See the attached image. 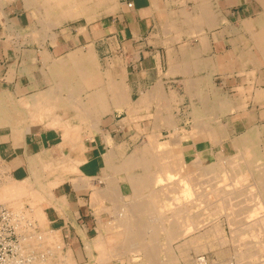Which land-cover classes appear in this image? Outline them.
Segmentation results:
<instances>
[{"label": "crops", "instance_id": "crops-1", "mask_svg": "<svg viewBox=\"0 0 264 264\" xmlns=\"http://www.w3.org/2000/svg\"><path fill=\"white\" fill-rule=\"evenodd\" d=\"M114 3L116 7L113 12L99 17L98 20L82 24L72 20H69L71 23L63 22L55 26L59 27L55 37L42 40L36 36V29L40 26L37 17L33 14V8L27 7L25 0H0V93L9 92L15 99H20L44 91L45 96L47 94L48 97H53L51 99L47 97L50 101L47 100L49 102L46 101L45 106L65 107L67 131L70 127V138H68L64 137L63 128H49L42 124L27 127L25 122L16 124L0 121V162L10 166V174L15 179L22 180L28 177L31 157L37 154L44 157L49 154L69 156L71 153L78 157L81 155L86 157L87 161L80 165V169L84 174L91 176L93 190L86 186L78 188L71 181L63 182L53 189L55 205L48 210L50 225L61 229L64 235L69 237L75 235L80 238L81 232L86 234L89 230L96 231L102 215L106 212L95 211L98 207L91 198L94 188L108 187V183H102L100 179L107 170L104 155L109 149L119 147H122L121 152L124 153L126 141L120 144L116 141L121 140L120 137L132 138L127 134V127L138 116L142 117L152 111L160 110L156 116L158 121L154 122L156 126L163 121L162 111H165L166 106L168 107L167 110L172 112L179 132L174 140L176 132L173 137L170 130L162 127L161 132L158 130L160 140L169 137L167 140L172 149L182 151L186 173L192 174L202 170L203 165L196 164L198 158H201L204 164L217 163L220 171L236 177L239 175L238 171H242L241 168L247 169L243 152L254 160L256 156L257 164L264 167V0H116ZM129 3H133V6L130 7ZM100 10L101 8L97 11ZM48 54L51 56L49 57ZM94 77H97L100 83L94 80ZM90 81L93 84H90ZM87 82L92 86L85 84ZM102 90L108 91L107 98L104 97L103 102L102 98L101 101L98 99L99 95L103 97ZM97 92L99 95L96 96ZM60 93L64 99L60 100L61 97H58ZM91 95L96 98H90ZM70 96L73 102H70ZM75 97L76 99L73 100ZM126 101L129 103L126 104ZM211 102H214L213 105ZM71 103H75L74 107H71ZM75 105L77 108L79 105L82 111H76ZM105 108L109 111L102 113L101 110ZM76 114H80V117L85 116L78 118ZM99 116L101 117L98 120ZM203 123L209 126L204 128ZM75 124H77L74 126L77 127V133L84 139L86 150L78 144L73 148L70 142H67L75 136L76 129L73 127ZM198 125L203 128L198 129ZM205 129L208 132L211 130L216 132L217 134L214 135H217V140H213L215 138L212 136L213 133L208 135V139ZM164 130L170 135L165 136ZM21 131L22 136L19 133ZM104 134L111 136L112 145L107 144ZM233 144L237 145L236 148ZM253 152L256 155H253ZM128 155L130 154H126ZM195 159L197 160L193 162ZM229 170L231 175L228 173ZM257 179L253 177L250 181L227 189L231 194L237 191L249 193L251 190L252 196L256 197L244 207H239L240 203H238V207L220 214H225L228 220L246 214L250 209L255 210L254 208L259 214L264 206L262 205L264 191L259 188L257 183L260 181ZM169 181L177 184L178 177ZM206 186L211 185L205 182L203 187H199L200 190L195 187L196 190L193 187H181L182 189L179 187L176 192L178 205L183 204L185 210L193 213L195 221L200 223L203 221L202 211L206 215L202 226L191 235L203 232L215 224V221H210L209 212L218 210V207L211 203L220 194L212 193L211 190L210 194L206 191V195L195 196L202 193V189ZM245 186L248 190H245ZM127 187L126 184L120 185L124 190ZM195 191L197 192L194 194ZM126 192L125 190L124 196ZM180 194L185 196L182 197ZM111 197L114 198L105 197L104 205L114 204L115 200L110 202ZM173 210H176L174 220L176 223L174 228H176L179 226L176 217L180 211L178 208ZM232 221L230 224L235 228ZM188 237L190 236L187 234L182 239L186 240ZM78 238L76 239L80 242L83 241ZM233 242L240 244V248L235 249V258L238 262L242 252L245 253V243Z\"/></svg>", "mask_w": 264, "mask_h": 264}, {"label": "bare ground", "instance_id": "bare-ground-1", "mask_svg": "<svg viewBox=\"0 0 264 264\" xmlns=\"http://www.w3.org/2000/svg\"><path fill=\"white\" fill-rule=\"evenodd\" d=\"M57 0H26V2L28 3L29 6H33L35 8L36 11H38L39 13H41L42 15V19H40V17L38 18V20H42L43 23V27H44V33L48 34L53 32V27L58 26L60 24H62L65 21H69V20H75L81 17H86L88 19V21H92L94 18L98 17V12L97 10L100 8L104 7V11L106 13H111L113 12L114 8L116 7L115 3L116 0H104L105 3H103L101 0H60L59 2L61 5L58 9H56V7H54L52 4V2H55ZM57 2V3H59ZM56 4V3H55ZM98 7V8H97ZM102 10V9H101ZM116 10V9H115ZM103 12V11H102ZM100 13V12H99ZM102 14V13H101ZM45 17V18H44ZM11 20V19H10ZM98 20V19H97ZM41 24V22L39 23ZM169 24V23H168ZM42 25V24H41ZM42 27V26H41ZM34 28V27H33ZM16 29V28H15ZM54 33V32H53ZM33 34V33H32ZM58 34V33H57ZM56 34V35H57ZM19 35V34H17ZM35 35V34H34ZM38 35V34H37ZM36 35V36H37ZM40 35V34H39ZM44 35V34H43ZM52 35V34H51ZM55 35V34H53ZM22 36V35H21ZM42 36V35H41ZM12 37V36H11ZM46 36H44L45 38ZM54 37V36H53ZM50 38V37H49ZM39 41V39H38ZM54 41V40H52ZM51 41V43H53ZM6 43V42H5ZM8 44V43H7ZM40 44V43H39ZM9 45V44H8ZM47 50V49H46ZM48 51V50H47ZM46 53V51H45ZM48 56L50 57L51 55L48 54ZM94 56V54H93ZM47 57V56H46ZM71 57V56H70ZM91 58V57H90ZM45 62V61H44ZM66 62V61H65ZM74 62V61H73ZM97 62V61H94ZM90 64V62H88ZM61 64V63H60ZM77 65V64H76ZM91 65V64H90ZM95 65V64H93ZM58 66V65H57ZM185 66V65H184ZM92 67V66H91ZM97 67H99V65L97 64ZM60 68V67H59ZM63 68V67H62ZM82 68V67H80ZM88 69V68H86ZM179 69V68H178ZM83 70V69H81ZM80 70V71H81ZM44 71V70H43ZM90 70H88L89 72ZM171 71V70H170ZM93 72V71H92ZM176 72V71H175ZM45 73V72H44ZM91 73V72H89ZM181 73V72H180ZM86 74V72H85ZM84 74V75H85ZM88 74V73H87ZM93 74V73H92ZM167 75V74H166ZM94 76V75H93ZM105 76V75H103ZM81 77L83 78V75H81ZM80 77V78H81ZM88 77V76H86ZM63 78V77H62ZM85 78V77H84ZM97 77H94V80ZM103 79V77H101ZM93 79V78H92ZM63 80V79H62ZM99 80V79H98ZM96 79V81H98ZM71 81V80H70ZM86 78H85V82H86ZM158 81V80H157ZM61 82V81H60ZM64 82V81H63ZM91 82V81H90ZM95 82V81H94ZM99 82V81H98ZM112 82V81H111ZM163 82V81H162ZM62 83V82H61ZM66 83V82H65ZM100 83V82H99ZM110 83V81H109ZM59 84V83H58ZM84 84V83H83ZM85 84H88L85 83ZM90 84H93L92 82ZM97 84V83H96ZM95 85V84H94ZM105 85V84H104ZM108 85V84H107ZM114 85V84H113ZM162 85V84H161ZM160 85V86H161ZM188 85V84H187ZM62 86V85H61ZM87 86V85H86ZM85 86V87H86ZM89 86V84H88ZM92 86V85H90ZM89 86V87H90ZM121 86V85H120ZM54 87V86H52ZM99 87V86H98ZM107 87V86H106ZM101 88V87H100ZM116 88V87H115ZM54 89V88H53ZM62 89V88H61ZM113 89V88H112ZM119 89V88H118ZM89 90V89H88ZM100 89L98 88V91ZM149 90V89H148ZM56 91V90H54ZM53 91V92H54ZM59 91V90H58ZM61 91V90H60ZM65 91V90H64ZM69 91V90H68ZM74 91V90H73ZM76 91V90H75ZM80 91V90H79ZM82 91V90H81ZM118 91V90H117ZM125 91V90H124ZM51 92V93H53ZM62 92V91H61ZM71 92V91H70ZM69 92V93H70ZM93 92V91H92ZM100 92V91H99ZM107 90L106 92L102 90L101 96L100 97L99 93L96 94L99 95V101H101L102 98V102L104 97H106L107 94ZM119 92V91H118ZM59 93V92H58ZM96 93V92H95ZM112 93V92H111ZM127 93V92H126ZM149 93V92H148ZM154 93V92H153ZM160 93V92H159ZM158 93V94H159ZM36 94V93H35ZM49 94V93H48ZM66 94V93H65ZM92 94V93H91ZM129 94V93H128ZM201 94V93H200ZM57 95V94H56ZM54 95V96H56ZM59 95V94H58ZM57 95V96H58ZM79 95V94H78ZM88 95V94H87ZM113 95V93H112ZM122 95V94H121ZM124 95V94H123ZM162 95V94H161ZM174 95V94H173ZM89 96V95H88ZM96 96L94 97L93 95L90 96L96 98ZM109 96V95H108ZM155 96V95H153ZM175 96V95H174ZM202 96V95H201ZM48 95L46 94L45 96V92H39L37 95L34 96H24L21 97V99H15L14 96H12L11 93L6 92V93H0V121L3 122H11V123H18V122H25L27 127L28 126H32L33 124H42L44 127L48 126L50 127H59V128H63L64 130H62L63 132H65L66 134L64 135V137H68L70 138V127H68V131H67V115H66V109H64L61 106H53V107H46L45 103L47 100ZM61 99H64V97L62 98V95L60 93V96H58ZM66 97L67 94H66ZM71 97V96H70ZM69 97V98H70ZM74 97V95H73ZM85 97V96H84ZM111 97V96H109ZM115 97V96H114ZM118 97V96H117ZM121 97V96H120ZM165 97V96H164ZM198 97V96H197ZM48 98H53V97H48ZM55 98V97H54ZM78 98V97H77ZM80 98V97H79ZM78 98V99H79ZM130 98V97H129ZM128 98V99H129ZM163 98V97H162ZM46 99V100H45ZM72 99V97L70 98V100ZM76 99L73 98V100ZM125 99V98H124ZM165 99V98H164ZM208 99V97H207ZM53 100V99H52ZM57 100L59 101V99L57 98ZM68 100V99H67ZM93 100V98H92ZM90 99V101H92ZM108 100V99H107ZM166 100V99H165ZM168 100V97H167ZM166 100V101H167ZM50 101V100H49ZM47 101V102H49ZM56 101V100H55ZM54 101V102H55ZM56 101V102H58ZM81 101V100H80ZM95 101V100H94ZM96 100V102H99ZM105 101V99H104ZM113 101V100H112ZM116 101V100H114ZM113 101V102H114ZM120 101V100H119ZM118 101V102H119ZM122 101V100H121ZM172 101V100H171ZM205 101V100H204ZM53 102V101H52ZM51 102V103H52ZM55 102V103H56ZM70 102H73L72 100ZM75 102V101H74ZM88 102V101H87ZM93 102V101H92ZM112 102V104H113ZM91 103V102H90ZM100 103V102H99ZM116 103V102H115ZM125 103V102H123ZM123 103L121 105H123ZM129 102L126 101V104H128ZM205 103V102H204ZM212 103V102H211ZM214 103V102H213ZM212 103V105H213ZM54 104V103H53ZM62 104V103H61ZM72 104V103H71ZM75 104V103H73ZM71 105V107L74 105ZM93 104V103H92ZM118 104V103H116ZM166 104V103H165ZM168 104V101H167ZM208 104V102H207ZM48 105V104H47ZM67 104H65V106L67 107ZM77 105V104H76ZM75 105V108H77ZM88 105V104H87ZM91 105V104H90ZM141 105V104H140ZM170 105V103H169ZM52 106V104H51ZM84 106V105H83ZM95 106V105H94ZM98 106V105H97ZM113 106V105H112ZM166 106V105H164ZM207 107V105H205ZM62 107V108H61ZM91 107H93L91 105ZM116 107V106H115ZM132 107V106H131ZM163 107V106H162ZM167 107V106H166ZM213 107V106H212ZM79 107L76 109V111H82V109ZM119 108V106H118ZM142 108V107H141ZM149 108V107H148ZM215 108V107H213ZM229 109V107H227ZM70 109V107H69ZM68 109V110H69ZM96 109V107H95ZM120 109V108H119ZM165 109V108H164ZM168 109V107H167ZM210 109V108H209ZM219 109V108H218ZM71 110V109H70ZM93 110V108H92ZM204 110H206L204 108ZM220 110V109H219ZM223 109H221L222 112ZM73 111V110H71ZM70 111V112H71ZM75 111V109H74ZM158 111V110H157ZM160 111V110H159ZM158 111V112H159ZM168 111V110H167ZM162 111L165 114H162V122H159L158 124H156V126L154 125L156 123V121H158V117L155 118V120L153 121L152 127L154 128V131L152 134H149V140L150 142H147V146L151 149L152 152L149 153H153L152 157L154 156V163L158 166H160V169H154L151 166H149L146 169L145 173H141V172H136L134 171L131 166L132 165H136L139 164V162H134L132 159H124L123 156L124 154L118 152V150L116 148H112L111 150L109 149L107 151V153L104 155V157H106L105 161H107V170H105V174L103 173V179L108 181V187L105 189H99V188H94V192L92 194V202L94 203V205L96 207H98L97 209H95V211H102V209L105 210H109V212H114L111 214H116V216L114 217L116 222H112L111 221H106L108 223H104L103 221H99V227L101 228L100 234H98L99 236L97 238H93L92 241L87 242L88 244V251L92 252L95 248L98 250V253L100 254V256H98L97 259H99V264H107L109 259H111L112 257H116L118 259H121L122 262H124L125 260H127V263L129 262H133L136 260V256L133 257L132 253H138L136 254L137 257L141 256L139 253H141L144 257V259H142L139 264H174V263H178L181 259V257L183 258H187L188 255L191 253L189 252L191 249H194V251L199 252L201 250H203L204 248H206V244L208 243V239L211 238L214 234L216 238V234L219 236V234H221V225L219 223L213 224V226H211L209 229L203 231V232H196L194 233L192 236L188 237L186 240H183L182 242V246L177 245V247L175 246V243L177 242L178 238H182L184 237V235H191L195 230L198 229V227H201L202 224L204 223V218L206 217V215H203V221L197 222L195 221V217L193 215V213H191L188 210L184 209V205H178L177 200H176V192L179 189V187H190L193 189L201 187L198 186L199 184H205V182H209L211 186H206L205 188H207V190L205 188H203V192L199 193L198 195L196 194L195 196H203L206 195V193L208 192L209 194L211 193H218L220 194L218 196V198H216L214 201H212V205L218 207V210L215 211H211L209 212V215L212 214L215 215H219L220 213H224L227 210L233 209L238 207V203H240L239 207L242 206L244 207V205L242 204H247L250 202H252L253 200H247V199H252V198H245L246 195L251 197L252 192L250 190V192L245 193L244 191L247 189L248 190V184L247 186H245V190L243 191L244 193L238 192L237 193H229L228 190L229 188L236 186V184H242L243 182H247L250 181L253 177H257V181L259 180L260 183L259 184V188L262 189V191H264V167L260 166L257 164V159L255 156V160L249 156H247V153H244V157H245V163L247 164V169L241 168L242 171H238L237 175L236 173V177L234 176H229L226 173H223L222 171H220L218 169L219 166H217V163H210V164H204L203 161L201 160V158H198V161H196L197 159H195L193 162L196 161V164H202V170H200L197 173H186V167H184L183 165V154L182 151H176L173 150L171 147V144H169V140H160V129L162 127H165L166 129L170 130L171 135L174 137V132H176V137H174V140H176L177 135H178V129L176 128V121L173 118L172 112L168 111V112ZM216 111V109H215ZM69 112V113H70ZM89 112V111H88ZM91 112V111H90ZM96 112V110L94 111ZM92 112V113H94ZM100 112V111H99ZM98 112V113H99ZM214 112V111H213ZM74 113V112H71ZM77 113V112H76ZM81 114V112H78ZM134 113V111H133ZM137 113V112H136ZM155 113V112H154ZM197 113V111H196ZM207 113V112H205ZM224 113V110L223 112ZM80 114L77 115L76 117H80ZM85 114V113H84ZM156 114V113H155ZM195 114V113H194ZM216 114V113H215ZM75 115V114H74ZM100 115V114H99ZM136 115V114H135ZM208 115V113H207ZM206 115V116H207ZM210 115V114H209ZM208 115V116H209ZM85 116V115H84ZM81 116V117H84ZM90 116V115H89ZM88 116V117H89ZM138 116V115H137ZM156 116V115H155ZM160 116V115H159ZM195 116V115H193ZM197 116V115H196ZM207 116V117H208ZM73 117V116H72ZM80 117V118H81ZM87 117V116H86ZM85 117V120L87 119ZM91 117V116H90ZM89 117V118H90ZM93 117V114H92ZM98 117V116H97ZM101 116H99L98 120L100 119ZM130 117V116H129ZM212 117V116H211ZM221 117V116H219ZM94 118V117H93ZM130 118H135V117H130ZM195 118V117H194ZM203 118V117H202ZM71 119V117H70ZM74 119V118H73ZM92 119V118H91ZM95 119V118H94ZM157 119V120H156ZM134 120V119H132ZM200 120V119H199ZM213 120V119H212ZM78 121V120H77ZM80 121V120H79ZM82 121V120H81ZM80 121V122H81ZM160 121V120H159ZM197 121V120H196ZM202 121V120H201ZM211 121V120H210ZM94 122V121H93ZM97 122V121H96ZM155 122V123H154ZM206 122V121H203ZM208 122V120H207ZM209 123V122H208ZM217 123V122H216ZM85 124V123H84ZM97 124H99L97 122ZM199 124V123H198ZM201 124V123H200ZM80 125V124H79ZM92 125V124H91ZM154 125V126H153ZM195 125V124H194ZM204 125L206 128L207 126H209V124H202ZM77 126V124L73 125ZM213 126V125H212ZM221 125H219L220 127ZM21 127V126H19ZM178 127V126H177ZM199 127V125H198ZM24 128V127H21ZM75 129L77 127H74ZM73 128V129H74ZM81 127H78V129ZM89 128V127H88ZM196 128V127H195ZM203 128L201 125L198 129ZM213 128V127H212ZM217 128V127H216ZM96 129V127L94 128ZM98 129V128H97ZM177 129V130H176ZM180 129V128H179ZM196 128V130H198ZM209 129V128H208ZM214 129V128H213ZM23 130V129H20ZM29 131V129H27ZM72 130V128H71ZM100 130V129H99ZM159 130V131H158ZM184 130V129H183ZM207 130V129H205ZM204 130V131H205ZM258 130V129H257ZM26 132V130H24ZM81 131V130H80ZM91 131V129H90ZM185 131V130H184ZM216 131V130H214ZM14 132V131H13ZM161 132V131H160ZM258 132V131H257ZM18 133V132H17ZM22 136V131L19 132ZM94 133V132H93ZM163 133V132H162ZM185 133V132H184ZM205 133V132H204ZM207 135L206 137L208 138V135L215 136L214 134L216 132H208L207 130ZM223 133V132H222ZM92 134V133H91ZM217 134V133H216ZM74 137L72 136V138L70 140H67L68 138H65L67 140V142L69 141L71 146H73V148L75 146L80 145L82 148H84L86 150V146L84 144V139L81 137V134L77 133V129L74 132ZM105 135V134H104ZM162 135V134H161ZM170 135V134H169ZM260 135V134H259ZM25 136V135H24ZM63 136V135H62ZM79 138H78V137ZM163 136V135H162ZM161 136V137H162ZM180 136V135H179ZM185 136V135H184ZM205 136V135H204ZM203 136V137H204ZM217 136V135H216ZM213 138V140H217L216 137ZM110 135H105V139L107 141L108 145H112L113 140L110 138ZM165 137V136H164ZM205 138V137H204ZM211 138V139H212ZM64 139V140H65ZM79 139V140H78ZM163 139V138H162ZM172 141V137L170 138ZM180 139V138H179ZM206 139V138H205ZM209 139V138H208ZM219 139V138H218ZM243 139V138H242ZM249 139V138H248ZM260 139V138H259ZM1 140V139H0ZM178 140V139H177ZM240 140V139H239ZM253 140V139H252ZM255 140V139H254ZM179 141V140H178ZM221 141V140H220ZM244 140H242L243 142ZM249 141V140H248ZM174 142V141H173ZM213 142V141H211ZM238 142V141H237ZM217 143V142H216ZM219 143V142H218ZM244 143V142H243ZM258 143V142H256ZM16 144V143H15ZM178 144V143H177ZM221 144V143H220ZM242 144V143H241ZM247 145V143H245ZM175 145V144H174ZM225 145V144H224ZM244 145V146H246ZM15 146V145H14ZM17 146V145H16ZM35 146V144H34ZM234 146V144H233ZM236 144H235V148H236ZM248 146V145H247ZM255 146V145H254ZM252 146V147H254ZM115 147V146H113ZM30 148V147H29ZM238 148V147H237ZM34 149V148H33ZM32 149V150H33ZM47 149V148H46ZM83 149V150H84ZM242 149V147H241ZM261 149V148H260ZM40 150V149H39ZM245 150V149H244ZM252 150V149H251ZM29 151V150H28ZM38 151V150H37ZM76 151V150H75ZM212 151V150H211ZM248 151V150H247ZM253 151V150H252ZM255 152V151H254ZM253 155H256L254 154ZM29 153V152H28ZM32 153V151H31ZM41 153V152H39ZM76 153V152H75ZM78 153V152H77ZM262 152H260L261 155ZM252 154V153H251ZM249 154V155H251ZM252 155V156H253ZM40 154H37L33 157H31L30 159V164H31V169L33 170L34 175H38L37 173V166L39 164H42L43 167H47V169H51L53 168V164L51 166L50 162H46L45 159H43ZM71 156V157H70ZM200 159V160H199ZM241 159V158H240ZM247 159V160H246ZM185 160V159H184ZM235 160V159H234ZM87 161L86 157L84 158L83 155H81V157H78L76 155H70L67 158V161L63 164L62 166L56 169H53L52 173V182L53 184H57V182H60L65 178H74L76 180H80L79 183L76 181L74 184L76 187L78 188H83L84 186H86V188H93V185L91 183V176H88L86 174H84L81 169H80V165L83 164V162ZM152 161V162H153ZM224 161V160H223ZM232 161V160H231ZM230 161V163H231ZM243 161V160H242ZM186 162V161H185ZM184 162V163H185ZM151 163V162H150ZM187 163V162H186ZM236 163V162H235ZM239 163V162H238ZM23 164V163H22ZM152 164V163H151ZM191 163H189L190 165ZM194 164V163H193ZM197 164V165H198ZM237 164V163H236ZM36 165V166H35ZM243 165V164H242ZM258 165V166H256ZM59 166V165H58ZM105 166V168H106ZM187 166V165H186ZM234 166V163H233ZM244 166V165H243ZM42 168V166H40ZM56 167V166H55ZM192 167V166H191ZM237 167V166H235ZM246 167V166H245ZM222 168V167H221ZM1 169V168H0ZM43 170V169H42ZM52 170V169H51ZM50 170V171H51ZM56 170V171H55ZM239 170V169H238ZM47 171V170H46ZM220 171V173H219ZM226 171V170H225ZM230 173V170L229 172ZM124 174V176L121 177V175ZM18 175V174H17ZM33 175V176H34ZM44 175V174H43ZM231 175V173H230ZM1 176V175H0ZM37 177V176H36ZM178 177V181L177 184L175 183H167L168 179H173ZM4 178V177H3ZM12 178V177H11ZM10 178V179H11ZM39 178V177H38ZM50 178V177H49ZM125 179L128 182H130L131 184V189L133 192V196L130 197V199L128 201L124 200V189L120 188L119 185V181L121 179ZM15 181L19 182L18 179L13 178ZM26 180L28 179L25 178ZM24 179V180H25ZM102 179V178H101ZM38 180V179H37ZM36 181L40 182V181ZM40 180V178H39ZM73 180V179H72ZM256 180V179H255ZM10 181V180H9ZM23 181V180H22ZM238 181V182H237ZM2 182V181H1ZM7 182V181H6ZM16 182V183H17ZM25 182V181H24ZM50 182V181H49ZM61 182V183H62ZM4 183V181H3ZM2 183V184H3ZM162 184L161 187L158 186V184ZM255 183V181H254ZM253 182H249V184H254ZM19 184V183H18ZM51 184V183H49ZM11 189H10V194L12 197L11 200L8 199V201L6 200L5 204L7 205V207H9L16 216H18L19 220H20V232L22 234V239H21V245H20V249L21 252L23 253H28L30 251V253L32 254V251L35 252V250L33 249L34 246H38L39 248H44L45 247V243L46 241L48 242L49 240L52 242H56L60 239V235L58 232H51V230L53 229H48V222L46 221L45 225L42 223L41 226H43V232L40 234L41 237H39L38 239L41 241L40 243L35 242L34 235L35 230L33 232V234H31L30 232L31 229L30 228H25V226L30 227L28 224H30V222L27 224L26 219L28 217V219H30L32 216H36L37 217V213L36 212H31L29 210H25L26 214H19V212H22L24 207L17 205V202H15L16 200H14L13 195H14V187H12V184H10ZM25 185V183H24ZM28 185V184H26ZM25 185V186H26ZM38 188L41 186L44 187V183L43 185L40 183L38 184ZM222 185L224 187H222ZM256 185V183H255ZM2 186V185H1ZM8 186V185H7ZM54 186V185H52ZM56 186V185H55ZM96 186V185H95ZM129 186V184H128ZM197 186V187H196ZM251 186V185H249ZM18 187V186H17ZM48 187V186H46ZM98 187V186H97ZM195 187V188H194ZM243 187V185H242ZM253 187V186H252ZM3 188V187H2ZM28 188V186L26 187V189ZM250 188V187H249ZM40 189V188H39ZM38 190L34 189V192H32L31 189H27V194H32L34 196H36L37 194L42 196V188L39 192ZM49 189L51 190V188L49 187ZM182 189V188H181ZM186 189V188H185ZM228 189V190H227ZM239 189V188H238ZM236 189V190H238ZM242 189V188H241ZM244 189V187H243ZM19 190V189H18ZM31 190V191H30ZM45 190V189H44ZM49 190V191H50ZM93 190V189H92ZM187 190V189H186ZM196 190V189H195ZM200 190V189H199ZM233 190V189H231ZM240 190V189H239ZM53 191V190H52ZM182 191V190H181ZM184 191V190H183ZM194 191V190H193ZM207 191V192H206ZM241 191V190H240ZM256 191V190H255ZM16 192H18L16 190ZM21 192V190H20ZM187 192V191H186ZM197 191L194 192V194ZM220 192V193H219ZM254 192V191H253ZM25 193V192H24ZM52 193V192H51ZM255 193V192H254ZM26 194V193H25ZM182 194V193H181ZM180 194V196H182ZM188 194V193H187ZM208 194V195H209ZM5 195V194H3ZM0 193V202H3L2 200V196ZM53 195V194H52ZM166 195H172L174 196L173 198L169 199L167 198L166 200V206H167V210L169 209H174V208H178L180 211V214L178 215V217H176L178 220V224L179 226L172 229V227L166 226V218L164 216V214L162 213V211L156 207V205L153 203V199L157 198L158 196H166ZM193 195V194H192ZM26 196V195H25ZM54 196V195H53ZM109 196H113L114 198L112 199V197L110 198L112 202V200L114 201V205H111L114 210H112V207L106 206L104 205V200L105 197H109ZM179 196V195H178ZM185 196V195H184ZM182 196V197H184ZM194 196V195H193ZM194 196V197H195ZM237 196H242L241 200L236 199ZM254 196V195H253ZM7 197V196H6ZM116 197V198H115ZM19 198V197H18ZM61 198V197H60ZM199 198V197H198ZM23 199V198H22ZM45 199V198H43ZM42 199V200H43ZM53 199V198H52ZM193 199V198H192ZM210 199V198H209ZM213 199V198H212ZM245 199V200H244ZM18 200V199H17ZM32 200V199H31ZM211 201V199H210ZM19 202V200H18ZM25 203V202H24ZM120 203V204H118ZM19 204V203H18ZM44 204V203H43ZM42 204V205H43ZM50 205V203H49ZM63 205V204H62ZM61 205V206H62ZM93 205V206H94ZM120 205V208L118 207ZM232 205V206H231ZM48 206V205H47ZM256 206V205H255ZM65 206H63L64 208ZM241 207V208H242ZM43 208V207H42ZM42 208L39 210L42 213ZM248 208V207H246ZM251 208V207H250ZM110 209L112 211H110ZM240 209V208H237ZM236 209V211H237ZM255 210H257L256 208H254ZM204 210V209H203ZM245 210V209H244ZM255 210H248L246 211V214H240L238 217L236 215V217H232L231 220L234 221V225L235 228L238 227L235 232L234 235L236 237V240H233L235 242H240V243H245V253L242 252V255L240 256V260L237 262V264H256L253 260L256 254L262 255L264 253V216H257V212ZM44 211V209H43ZM233 211V210H232ZM240 212V210H238ZM228 212V211H227ZM18 213V214H17ZM23 213V212H22ZM100 213V212H99ZM202 213H204V211H202ZM234 213V212H233ZM238 213V212H236ZM239 214V213H238ZM260 214V212H259ZM110 215V214H109ZM113 215V216H114ZM232 215V214H231ZM27 216V217H26ZM211 216V215H210ZM107 217V216H106ZM216 217V216H214ZM99 218V217H98ZM109 218V217H108ZM34 219V218H33ZM35 220V219H34ZM37 220V219H36ZM32 222H34L33 220H31ZM220 221V220H219ZM232 221V223H233ZM33 226H35L33 224ZM104 226V228L106 227L107 230H105L104 228H102ZM23 227V229H22ZM99 227H97L98 229H100ZM223 227V226H222ZM41 228V227H40ZM224 229V228H223ZM30 230V232H29ZM233 231V230H232ZM38 232V236H39ZM225 231H223L222 233V237L220 236V238L222 239L221 241L219 240V238H216L219 240L218 244L222 246V244L224 245V243L226 242L224 239V234ZM36 234V235H37ZM232 235V234H231ZM226 236V235H225ZM36 237V236H35ZM45 239V240H44ZM224 239V240H223ZM217 240V241H218ZM49 241V242H50ZM212 241V240H210ZM209 241V242H210ZM214 241V240H213ZM216 241V240H215ZM34 243V244H33ZM58 243H60L58 241ZM222 243V244H221ZM33 244V245H32ZM64 244V243H63ZM178 244V243H177ZM209 244V243H208ZM215 244V243H214ZM47 245V244H46ZM50 245V244H48ZM62 245V244H61ZM217 245V246H219ZM226 245V243H225ZM53 246V243H52ZM55 246V243H54ZM57 246V245H56ZM210 246V245H209ZM51 247V245H50ZM213 247V245H212ZM223 247V246H222ZM221 247V249H222ZM36 248V247H35ZM61 249L60 247H56V251L51 249L45 250L47 249L44 248V252L42 253H33L34 255L31 256V259L33 261V264H65L66 262H69L67 264H75L73 263L72 260V253H70V251L72 250H67V253H65L66 255L62 254L60 251H58V249ZM67 248V247H65ZM37 249V250H38ZM68 249V248H67ZM62 250V249H61ZM186 250V251H185ZM47 251L48 256L45 257L43 254H45V252ZM179 253H177V252ZM189 252V254H188ZM263 252V253H262ZM29 253V254H30ZM262 253V254H261ZM131 254V255H130ZM74 255V254H73ZM91 258H94V255H92V253H90ZM129 255V256H128ZM57 256V257H56ZM54 257L55 260H54ZM259 257V256H258ZM264 257V256H262ZM261 259L263 260L264 258ZM64 258V260L62 259ZM66 258V259H65ZM197 258V257H196ZM59 259V262L57 261ZM60 259L63 262H60ZM190 259V258H189ZM259 259V260H261ZM183 260V259H182ZM186 260V259H185ZM191 260V259H190ZM258 260V259H257ZM200 261H205L204 258H201ZM75 262V261H74ZM185 262V261H184ZM187 262V261H186ZM198 263V262H197ZM261 263V262H259ZM257 263V264H259ZM264 263V261H263ZM87 264V263H86ZM92 264V263H91Z\"/></svg>", "mask_w": 264, "mask_h": 264}, {"label": "rangeland", "instance_id": "rangeland-1", "mask_svg": "<svg viewBox=\"0 0 264 264\" xmlns=\"http://www.w3.org/2000/svg\"><path fill=\"white\" fill-rule=\"evenodd\" d=\"M26 1V0H25ZM60 0H57V1H55V2H52V4L51 5H53L54 7H56V9H58L61 5H63L64 4V2H63V4H61L60 2H59ZM98 1V0H97ZM102 1V0H101ZM107 1H109V0H107ZM57 2H59V3H57ZM103 3H105V1L103 0L102 1ZM27 3V2H26ZM56 3V4H55ZM27 7H29L30 9H32L33 10V14L37 17V22H38V24L41 22V24H39L40 26H38L37 27V29H36V34H38L37 36H38V38H40V39H42V40H46V38H48V37H52V36H56V34L58 33V28L59 27H53V32H51V33H48V34H45L44 32V25H43V23L44 22H42V20H43V18H42V15H41V13H39L38 11H36L35 10V8L33 7V6H29L28 5V3H27ZM102 10H100V11H97L98 12V17H96V18H94L91 22H93V21H95V20H97L99 17H101V16H103V15H105V14H107L105 11H104V7L103 8H101ZM103 11V12H102ZM100 12V13H99ZM102 13V14H101ZM40 17V19H42V20H38V18ZM45 18V17H44ZM76 20H78V21H76ZM44 21V20H43ZM79 22V23H85V22H88V19L86 18V17H84V18H79V19H75V20H72V22ZM66 22V21H65ZM70 23H71V21H69ZM63 24V23H62ZM42 26V27H41ZM40 34V35H39ZM44 34V35H43ZM52 34V35H51ZM53 34H55V35H53ZM42 35V36H41ZM44 36H46L45 38H44ZM171 93V92H170ZM21 99V98H20ZM171 103V102H170ZM172 104V103H171ZM173 105L174 106H176V103L175 102H173ZM165 112L167 111V107H165ZM175 110V109H174ZM107 111H109V109L108 108H105V109H102L101 110V112L103 113V112H107ZM162 111V110H161ZM176 111V110H175ZM175 111H174V116L176 115L175 114ZM156 113V114H155ZM155 113L152 111L151 113H147V114H145L144 116H142V117H140V116H138V118H136L135 119V121L134 122H132V123H130V125H128V127H127V134H129V136H131L132 138L131 139H125L124 137H120L121 138V140H118V141H116L117 143L119 142V144L120 143H123V142H125L126 141V148H125V150H124V153H122L121 151H123L122 150V147H119V148H117V150H118V152H120V153H122V154H124L125 156H123V158L126 160H128V159H132L134 162H139V164H136V165H132L131 166V168L134 170V171H136V172H141V173H145L146 172V169L149 167V166H151L152 168H154V169H160V166H158V165H156L155 163H154V161H153V159H154V156L152 157V154L153 153H149V152H152L151 151V149L147 146V142L149 143L150 142V140H148V136H149V134L150 133H153V131H154V128L152 127V123H153V121H154V119L156 118V116L160 113V111L158 112V111H155ZM164 114V113H163ZM156 115V116H155ZM166 115V114H165ZM73 118H74V116H73ZM154 126V125H153ZM66 134V133H65ZM164 135L165 136H168L169 135V133L167 132V130H164ZM121 136H123V135H121ZM135 137V138H134ZM169 137H165V138H163V140L164 139H168ZM116 140V139H115ZM125 147V146H124ZM82 149V148H81ZM84 149V148H83ZM126 154H130V155H128V156H126ZM68 156V154L67 155H59V156H52L51 154H49L48 156H44V157H42V156H39V157H42L43 159H45V161L46 162H50L51 163V166H52V164H53V168H51V169H47V167L45 168V167H43V165L42 164H40V166H42V168L39 166V164H38V168H37V174L38 175H34V173H33V170L31 169V165H30V169H29V171H28V179L26 180H24V179H22V180H19V182H17V181H15L13 178V176L10 174V166L8 165V164H5V163H2V162H0V193L3 195V194H5V195H3L2 196V200H3V202H0V205H5V206H7L6 204H5V202H6V200L8 201V199H12V198H10V197H12L11 196V194L9 193L10 192V189H11V185L10 184H12V187H14L13 189H14V195H13V198H14V200H16L15 202H17V205H20V203H21V205L20 206H22V207H24V209H23V213L22 212H19V214H26L25 213V210L27 211V210H29V211H31V212H36L37 213V217L38 218H36V216H32L30 219H28V217H27V219H26V222L25 223H29L30 222V224H28L30 227H28V226H25V228H30L31 229V231L32 232H30V230H29V232L31 233V234H33V232H34V230H35V232H40L39 233V236H38V234L37 233H35V234H33L34 235V238L33 239H35V242H41L38 238L39 237H41V233L43 232V226H41V224L43 223L44 225H45V223H46V221L48 222V226H47V228L50 230V229H53V230H51V232H58L59 233V235H60V239L61 240H58L60 243H58V241H46V243H45V247L44 248H46L47 247V249H45V250H48V249H51L52 248V251L53 250H55L56 251V247H60L61 246V249L59 248L58 249V251H60L62 254H64V255H66L65 253H67V250L69 251V250H72V251H70V253H72L71 255H72V260H74L73 261V263H75V264H99L98 262H99V259H97L98 258V256H100V254L98 253V250L97 249H95V248H93L94 250L92 251V252H90V251H88V244H87V242H90V241H92L93 240V238H97L99 235L98 234H100V232H102L101 231V228L99 227V224L97 225L100 229H96V231H92V230H89V231H87V233L86 234H84L83 232H81L82 234L80 235V238H78V236H75V235H72L71 237H69V236H65L64 235V233L62 232V230L61 229H59V228H56L55 226H51L50 225V223H49V218H48V210L50 209V207L51 206H53V205H55V201H54V199H55V196H53L54 195V192L52 191L57 185H59V184H61V182H62V180L60 181V182H57V184H53V182H52V175L53 174H51L52 173V171H53V169H56V168H59V167H61L62 166V163L64 164L66 161H67V157ZM71 157V156H70ZM84 157V156H83ZM85 158V157H84ZM153 161V162H152ZM152 164H151V163ZM59 165V166H58ZM36 166V165H35ZM56 166V167H55ZM43 169V170H42ZM47 170V171H46ZM51 170V171H50ZM56 171V170H55ZM44 174V175H43ZM105 174V173H104ZM34 175V176H33ZM37 176V177H36ZM122 176H124V174H122L121 175V177ZM4 177V178H3ZM12 177V178H11ZM40 178V180H39V178ZM50 177V178H49ZM11 178V179H10ZM102 178V179H101ZM100 179H101V182L103 183V182H106V183H108V181L107 180H104L103 179V177H101ZM38 179V180H37ZM73 179V180H72ZM65 178L64 180H63V182H69V181H71L72 183L74 182H76V181H78V180H76V179H74V178ZM10 180V181H9ZM35 180H37V181H40V182H37L38 184H42L43 185V183H44V187L42 186H40L39 188H38V185H37V183H36V181ZM90 180H92V179H90ZM170 179H168L167 180V183H172V182H170L169 181ZM2 181V182H1ZM3 181H4V183H3ZM7 181V182H6ZM25 181V182H24ZM50 181V182H49ZM17 182V183H16ZM62 182V183H63ZM3 183V184H2ZM19 183V184H18ZM24 183H25V185L26 184H28V185H24ZM49 183H51V184H49ZM73 183V184H74ZM119 184L121 185V186H124V184H126L127 186H128V184H129V186L127 187V189L125 188V190L127 191L126 193H125V197H124V200L125 201H128L129 199H130V197H132L133 196V191L131 190V189H133V188H131L132 186H131V184H130V182H128L127 180H125L124 178L123 179H121L120 181H119ZM2 185V186H1ZM8 185V186H7ZM52 185H54V186H52ZM56 185V186H55ZM203 185L204 184H202L201 186L203 187ZM18 186V187H17ZM28 186V188L27 189H33L32 190V192H34V189L35 190H38L39 189V192H40V190H41V188H42V196L41 195H39V194H37L36 196H34V195H32V194H27V189H26V187ZM46 186H48V187H46ZM158 186L159 187H161L162 186V184L160 183V184H158ZM3 187V188H2ZM49 187L51 188V190L49 189ZM19 189V190H18ZM45 189V190H44ZM16 190L18 191V192H16ZM20 190H21V192H20ZM26 190V191H25ZM30 190V191H31ZM50 190V191H49ZM26 194H25V193ZM52 192V193H51ZM53 194V195H52ZM26 195V196H25ZM129 195H130V197H129ZM7 196V197H6ZM19 197V198H18ZM171 197H172V195H166V196H158L157 198H154L153 199V203L156 205V207L157 208H159L161 211H162V213L164 214V216H165V218H166V226H169V227H172V229H173V227H175V225L174 224H176V223H174V220H175V216H176V210H173V209H169V210H167L168 208H167V206H166V200H167V198H169V199H171ZM241 197L242 196H237L236 197V199H238V200H241ZM252 198L253 199V197H256V196H252L251 195V197H250V195L249 196H247L246 195V197L245 198ZM23 198V199H22ZM43 198H45V199H43ZM53 198V199H52ZM6 199V200H5ZM19 200V202H18V200ZM32 199V200H31ZM43 199V200H42ZM242 199H243V197H242ZM252 199H247L248 201L249 200H252ZM245 200V199H244ZM25 202V203H24ZM19 203V204H18ZM44 203V204H43ZM49 203H50V205H49ZM43 204V205H42ZM118 204H120V203H118ZM248 204H250V202L248 203ZM48 205V206H47ZM107 205H109V204H107ZM114 205V204H113ZM242 205H246V204H242ZM262 205H264V204H262ZM190 206V205H189ZM43 207V208H42ZM119 208H120V205L118 206ZM42 208V213L39 211L40 209ZM43 209H44V211H43ZM112 210H114V208L112 207ZM111 209H110V211H112ZM99 212H106V213H104L105 215H102L103 217H102V219H100V221H103V224L104 223H108V222H106V221H111V219H114V217L116 216V214L114 215V214H111V213H114L113 211L112 212H109V210H102V211H98V213ZM97 213V212H96ZM97 213V214H98ZM18 214V213H17ZM110 214V215H109ZM205 214V213H204ZM203 213H202V215H204ZM206 214L208 215V212H206ZM264 215V206H263V210L260 212V214H258L257 216H256V218L260 215ZM114 215V216H113ZM211 215V217L209 218L210 219V221H215L216 223H221L220 224V226H221V234H219V236L216 234V238H219V240L221 241L222 239L220 238V236L222 237V233H223V231H225V235H223L224 236V239H227V240H225L226 242V245H225V243H224V245L222 244V246L221 245H219L218 244V242H219V240L218 239H216V238H214L215 237V234L211 237V238H209L207 241H208V243L206 244V248L204 249V250H202V251H199V252H196V251H194V249H191L189 252H191L190 254H189V252H188V257L187 258H183V257H181V259H180V261L178 262V263H174V264H237V262H236V258H235V249L236 248H240V244H236V243H234L233 242V240H236V237H235V235H234V232H235V228L230 224L231 223V220H228L227 219V217H226V215L225 214H219V215H217V214H215V215H213L212 216V214H210ZM225 215V216H224ZM107 216V217H106ZM214 216H216V217H214ZM259 216V217H260ZM105 217V218H104ZM109 217V218H108ZM208 217H209V215H208ZM35 220H34V219ZM37 219V220H36ZM31 220H33L34 222H32ZM220 220V221H219ZM42 222V223H41ZM112 222H116L115 221V219L114 220H112ZM176 222V221H175ZM33 224L35 225V226H33ZM59 225V224H58ZM207 225V224H206ZM41 227V228H40ZM33 228H34V230H33ZM102 228H104V226L102 227ZM224 228V229H223ZM105 230H107L106 229V227L104 228ZM233 230V231H232ZM100 231V232H99ZM37 234V235H36ZM232 234V235H231ZM36 236V237H35ZM189 236H192V235H189ZM76 238H78V239H83V241H79V240H77ZM223 239V240H224ZM233 239V240H232ZM45 240V239H44ZM184 239H179V240H177V242L175 243V246L177 247V245H180V246H182L183 244V241ZM210 240H212V241H210ZM214 240V241H213ZM216 240V241H215ZM218 240V241H217ZM210 241V242H209ZM37 242V243H38ZM52 243H53V246H52ZM54 243H55V246H54ZM64 243V244H63ZM178 243V244H177ZM182 245H181V244ZM215 243V244H214ZM34 244V243H33ZM32 244V245H33ZM47 244V245H46ZM48 244H50L51 245V247H50V245H48ZM62 244V245H61ZM57 245V246H56ZM210 245V246H209ZM212 245H213V247H212ZM217 245H219V246H217ZM36 247V248H35ZM65 247H67V248H65ZM182 247H184V246H182ZM221 247H222V249H221ZM44 248H39L38 249V246H34V250H35V252L34 251H32V254L34 253H42V252H44ZM38 249V250H37ZM177 252V251H176ZM225 252V253H224ZM28 253H30V251L28 252ZM90 253H92V255H94V258L95 259H92L91 258V255H90ZM130 253H132V256L133 257H135L136 258V260L135 261H133V262H129V263H127V260H125L124 262H122V260L121 259H118V258H116V257H112L111 259H109V261H108V263L107 264H139V262L142 260V259H144V257H142L143 255L141 254V253H139L141 256H138L137 257V255L136 254H138V253H133V252H130ZM177 253H179V252H177ZM239 253H241V250H240V252ZM260 253V252H259ZM259 253L258 254H256L255 255V257H254V262L256 263H259V262H261V263H259V264H264L263 263V261H264V259L262 260L261 259V257L262 256H264V253L262 254V255H259ZM31 254V253H30ZM33 254V255H34ZM74 254V255H73ZM45 257H47L48 256V253H47V251L45 252V254H43ZM131 255V254H130ZM129 256V255H128ZM259 256V257H258ZM57 257V256H56ZM56 257H54V260H55V258ZM197 257V258H196ZM191 260H190V259ZM201 258H204L205 259V261H200V259ZM238 258V257H237ZM262 258H264V257H262ZM63 260H64V258H62ZM66 259V258H65ZM183 259V260H182ZM186 259V260H185ZM258 259V260H257ZM259 259H261V260H259ZM140 260V261H139ZM239 260H240V257H239ZM238 260V261H239ZM58 262H59V259L57 260ZM185 261V262H184ZM187 261V262H186ZM60 262H63L64 263V261H62L61 259H60ZM198 262V263H197ZM67 263H69V262H66L65 264H67ZM256 263V264H257Z\"/></svg>", "mask_w": 264, "mask_h": 264}, {"label": "built area", "instance_id": "built-area-1", "mask_svg": "<svg viewBox=\"0 0 264 264\" xmlns=\"http://www.w3.org/2000/svg\"><path fill=\"white\" fill-rule=\"evenodd\" d=\"M129 6L132 7L133 3ZM19 227L18 216L9 207L0 205V264H33V254L21 252Z\"/></svg>", "mask_w": 264, "mask_h": 264}]
</instances>
